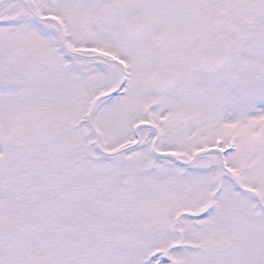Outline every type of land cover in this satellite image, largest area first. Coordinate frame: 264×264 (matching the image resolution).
Instances as JSON below:
<instances>
[{
  "label": "snow or ice",
  "instance_id": "6c2138e0",
  "mask_svg": "<svg viewBox=\"0 0 264 264\" xmlns=\"http://www.w3.org/2000/svg\"><path fill=\"white\" fill-rule=\"evenodd\" d=\"M0 264H264V0H0Z\"/></svg>",
  "mask_w": 264,
  "mask_h": 264
}]
</instances>
